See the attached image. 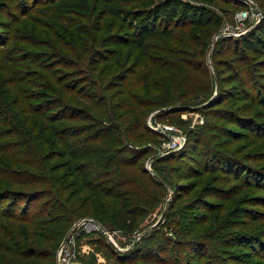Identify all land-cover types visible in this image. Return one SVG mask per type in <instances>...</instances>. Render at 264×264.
<instances>
[{"label":"rangeland","instance_id":"374dc122","mask_svg":"<svg viewBox=\"0 0 264 264\" xmlns=\"http://www.w3.org/2000/svg\"><path fill=\"white\" fill-rule=\"evenodd\" d=\"M163 1L154 0L147 8L139 5L137 16L133 13L137 6L123 3L113 6L124 14L105 13L110 5L105 0H0V150L7 141L19 138L21 126L27 138L36 140L37 149L42 145L47 146L42 150H52L50 166L56 169L51 174L59 177L50 189L55 199L44 195L33 202L44 213L52 211L43 215L42 224L25 228L15 220H0L6 226H0V264L27 260L57 264L58 253L62 264H264V58L248 55L242 60L228 44L231 36L223 35L236 27L234 14L243 5L237 0L183 2L197 5L203 11L197 13L202 21L211 13L220 19L206 38V49L201 34L207 26L197 30V24L191 34L181 27L172 39L163 35L154 42L151 37L153 47L143 50L142 39L135 41L139 35L127 25L132 16L139 21L144 11L150 8V13ZM182 8L187 21L196 17L193 10L179 5ZM159 13L157 26L161 27L165 15ZM150 55H155L151 63ZM120 74L128 75L123 82ZM129 80H134L132 90L139 100L159 103L144 108L145 121L158 136L125 138L124 145L151 150L138 156L136 164L123 165L114 177L146 168L170 187L166 185L152 206H140L145 212L135 231L125 234L104 214L109 206L103 205L100 191L90 195L84 187L82 196L74 198L82 178L76 165L84 158L72 159L63 142L48 144V137L55 138L52 131L43 130L41 135L38 128L44 122L54 123L36 110L56 111L65 99L70 108L96 115L107 109L105 119L114 115L120 121L119 114L127 119L121 105L129 99L128 91L121 92ZM52 84L63 92H54ZM67 86L72 92H66ZM212 99L216 103L206 106ZM104 100L114 105L112 110ZM49 102L52 110H46ZM184 104L192 108H181ZM165 126L173 127L176 134L155 129ZM184 148L182 154L163 159L167 150ZM124 154L132 157L130 152H120ZM99 159L104 162L103 155ZM110 167L113 171V161ZM23 200L18 198V203ZM97 212L103 217L98 218ZM92 220L103 230L88 229ZM17 228L37 230L30 236L37 257L12 255L3 235ZM148 234L160 235L161 243L152 244ZM99 238L110 242L119 255L108 258L95 250Z\"/></svg>","mask_w":264,"mask_h":264},{"label":"trees","instance_id":"16d2710c","mask_svg":"<svg viewBox=\"0 0 264 264\" xmlns=\"http://www.w3.org/2000/svg\"><path fill=\"white\" fill-rule=\"evenodd\" d=\"M105 1L106 4H110L104 9L105 13L109 11L112 14H124L125 12L122 9L113 6L114 4L123 3L137 6L136 8L138 9L133 12L134 15L137 16L139 15V13H137V11H139V5L146 6L144 8H147L154 2V0ZM223 1L230 2L231 0ZM259 1L261 3L260 5H264V0ZM183 2L187 3L185 0H175L173 2L165 0L162 3L154 5V8L150 13V8L147 11H144L139 21L136 20L137 16H132L133 20L130 21L127 26L130 29L132 27L133 31L136 32L135 36L139 35L135 41L142 39L140 41H142L141 43H144L142 46L143 50L148 51L150 47H153L149 46V38L151 37L154 38V42H157L158 39H161L164 36L172 39V37L176 36L175 33L181 29V27L182 29H187L191 34V32H194L193 28L197 27L194 25L197 24L200 25L197 27V30L202 29V26H207L201 34V36H204L201 37L203 43L206 44L203 48L206 49V38L212 36L213 32L220 24V19L216 18L211 13L202 21V15L199 16L197 13L203 14V11L197 8V5H194L195 7H193V4L190 2L191 5L184 4ZM179 5H184L187 9L193 10V14L196 17L187 21V13H185L183 8L179 9ZM157 12H160L159 14L161 15L162 13L165 15V18L160 20L164 21L161 24V27L157 26ZM134 22H137L135 25L136 27L133 25ZM143 35H146V37L141 38ZM123 40L124 39L121 41ZM228 40L229 46H232V52L242 60H247L248 55L251 57L264 58V20L243 35L236 37L231 36ZM203 53H206V51L204 50ZM154 58L155 55L149 56L150 63ZM168 58L173 59L172 57ZM165 61H168V59H165ZM129 69L130 68H128V71ZM117 76L123 82L128 75L120 74ZM56 82L59 83L60 81L56 79ZM133 84L134 80H129V83L124 85L125 88L121 92V94H124V92L128 91L129 99H126L124 101L125 103L121 105L122 108H126L125 114L127 115V119L124 118V115L122 116V114H119L118 117L120 118V121H118L114 115H108V117H106L107 119H105L103 114L107 109L104 110V113L96 115L94 113H86V111H81L75 107L70 108L64 103L65 99L63 102L59 103L60 107L56 111L42 114L43 112L36 110L41 116L45 117V121L53 122V125H55V127L53 125L50 126L44 122L38 128L41 135H44L42 133L43 130L52 131L51 135L52 137L54 135L55 138H51L50 140L48 137V139H46L48 144H54L55 141L60 143L63 142L65 147L66 145L69 147L66 148L72 159L84 158L76 165V171L80 173V177L83 179L81 178V183L74 191V198L82 196V189L84 187L90 191V195L91 192L100 191L103 194L101 199L103 205L109 206L107 213L104 214L109 217L116 229L121 230L125 234H132L135 231V228L139 223V218L142 216V213L145 212L140 206H152V204L162 197L164 191L167 189L166 185L167 187H170L168 181L159 177L157 174H152L146 168L142 169L136 167V171L129 176L124 174L122 177H114L115 171L121 170L123 165H130L127 163L132 161L133 164L134 162L136 164L138 156L141 157L147 153V151L151 150V148L147 146L142 148H132L128 144L124 145L125 138L129 140L133 138L138 140L140 137L148 134L158 136V134L147 125L145 121L147 113L145 114L144 108L147 105L156 106L159 105V103L139 100V98L133 93ZM52 90L59 94L63 92V89H57L54 85ZM68 91L72 92V88L68 87L66 92ZM87 93L89 94V91ZM215 103V99H212L206 106H213ZM104 104L110 106V110L114 107V105L105 102V100ZM53 106L54 105H50L49 102L46 106V110H52ZM191 106L192 105L184 104L181 108H192ZM174 110L177 109H173V111ZM60 123H65V125H63L62 128H59L57 125ZM33 128H36V126ZM136 128H139L140 131ZM13 134H15V132ZM26 134L27 132L19 126L16 134V137L19 138H16L13 141H7L8 144L5 148L0 150V184H2V187L0 188V220H15L18 223H21L25 228L30 227L31 225H33L34 228L37 227V225L42 224L44 214L50 215L52 211L44 213L41 207V209L39 207L35 208L33 202L42 198L44 195L51 199H55L53 197V193L55 192L50 189L52 188L53 183L57 182L59 177H55L51 174V172L56 169L55 166H50L53 157L52 150H42L47 147H43L42 145H39L40 149H37L36 146H38V144L35 143L36 140L31 141L25 136ZM135 140L133 142L136 143ZM185 149L186 148L170 151L166 153V155H163L165 156L163 159L171 155H180ZM121 151L130 152L132 157H126L125 154L124 156H120ZM104 152L105 154L108 153V155L105 156ZM110 153H113L114 155L111 156L109 155ZM102 155L104 162L99 159ZM159 158H161V156H159ZM112 161L114 163L113 171H111L110 167ZM41 185H45L49 189H43L40 187ZM90 195L88 194V197ZM18 198L24 199L22 204L18 203ZM75 203L77 204V200H75ZM96 215L98 218L103 217L102 213L97 212ZM72 217H74V215H69L68 218L71 219ZM57 218H59V216ZM4 224L5 223L1 222L0 226L6 227ZM27 231H29V229ZM4 233L3 237L9 242L8 249L11 250L12 255H19L21 253V256L28 255L37 257L36 247L33 245L34 239L30 237L34 236L37 233V230H32V232H21L20 228H17L14 229V231L10 230L9 232L7 231ZM148 236L149 241L152 244H160L162 241L160 235L154 236L148 234ZM97 241L98 242L95 244V250L101 252L104 256L113 258L119 255V253L116 254L117 251L115 252V247L107 240L106 243L102 242L100 238ZM100 243L101 245H99ZM119 258L122 259L121 255ZM127 258L129 257L127 256L123 259ZM22 264L33 263L30 260H27L26 263L22 262ZM126 264H137V261H131Z\"/></svg>","mask_w":264,"mask_h":264},{"label":"built area","instance_id":"2783aa9c","mask_svg":"<svg viewBox=\"0 0 264 264\" xmlns=\"http://www.w3.org/2000/svg\"><path fill=\"white\" fill-rule=\"evenodd\" d=\"M237 1H239L243 5L241 6V8L237 9L234 14V18L236 21V27L230 30L224 31L223 35L235 36V37L239 36L241 33H245L249 31L251 28H253L254 26H256L258 24L257 21L264 20V9H262L255 0H237ZM155 129L161 133L172 132L171 134H176L173 132L174 130L173 127H170V126H165V129H160L158 127H155ZM171 136L174 137L173 135ZM175 144L176 142L172 143V145H175ZM170 151H174V149H171ZM170 151L167 150L166 152L168 153ZM80 224H81V221L77 222L74 228H76ZM92 224L93 226L88 229H94L98 231L103 230L101 224L97 220H92ZM66 243H67V240L65 239L60 244L59 250H61L65 246ZM57 264H62L59 258V253L57 256Z\"/></svg>","mask_w":264,"mask_h":264}]
</instances>
